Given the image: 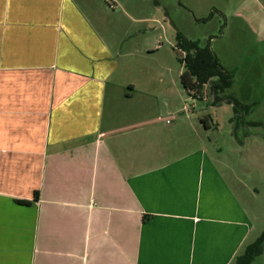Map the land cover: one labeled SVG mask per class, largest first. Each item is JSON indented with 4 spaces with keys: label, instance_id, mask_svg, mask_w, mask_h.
I'll return each mask as SVG.
<instances>
[{
    "label": "crops",
    "instance_id": "0c3cea01",
    "mask_svg": "<svg viewBox=\"0 0 264 264\" xmlns=\"http://www.w3.org/2000/svg\"><path fill=\"white\" fill-rule=\"evenodd\" d=\"M104 2L0 0V264H236L259 237L249 137L178 109L138 59L164 45Z\"/></svg>",
    "mask_w": 264,
    "mask_h": 264
},
{
    "label": "rangeland",
    "instance_id": "374dc122",
    "mask_svg": "<svg viewBox=\"0 0 264 264\" xmlns=\"http://www.w3.org/2000/svg\"><path fill=\"white\" fill-rule=\"evenodd\" d=\"M121 1L105 0V15L111 21L125 24L130 21L123 11L127 9L132 18L139 21L133 24L132 30L141 45L154 48L157 41L164 45L162 52L138 59L149 65L155 81L163 77L178 109L187 104L195 107L196 117H210L214 122L218 119L220 127L212 132V139L225 149L227 142L235 143L236 137L239 143L249 137L250 168L259 170V176L253 177L250 183L259 190L256 234L260 236L264 231L263 5L255 0H131L128 7L129 0ZM239 14L242 19L238 18ZM177 32L198 40L202 47L210 45L221 65L231 74L233 84L218 93L216 104L210 90H204L203 100H197L183 87L184 66L174 50ZM232 99L237 102V108L233 102H227ZM179 116L184 117V113ZM253 135L258 136L257 142L253 141ZM253 264H264V251Z\"/></svg>",
    "mask_w": 264,
    "mask_h": 264
},
{
    "label": "trees",
    "instance_id": "16d2710c",
    "mask_svg": "<svg viewBox=\"0 0 264 264\" xmlns=\"http://www.w3.org/2000/svg\"><path fill=\"white\" fill-rule=\"evenodd\" d=\"M175 50L179 61L184 66L181 75V82L191 98L203 100L204 90L214 94L215 101L218 102V93L229 89L232 84L231 74L221 65L210 45L202 47L198 40H192L181 32L176 34ZM233 102L237 108L235 100ZM264 251V231L249 244L245 251L237 257L236 264H253L254 260Z\"/></svg>",
    "mask_w": 264,
    "mask_h": 264
},
{
    "label": "built area",
    "instance_id": "2783aa9c",
    "mask_svg": "<svg viewBox=\"0 0 264 264\" xmlns=\"http://www.w3.org/2000/svg\"><path fill=\"white\" fill-rule=\"evenodd\" d=\"M184 112L190 113L193 110V106L185 105L183 108Z\"/></svg>",
    "mask_w": 264,
    "mask_h": 264
}]
</instances>
